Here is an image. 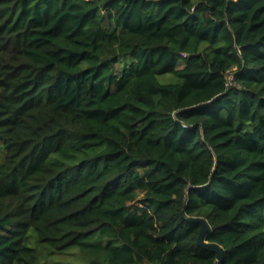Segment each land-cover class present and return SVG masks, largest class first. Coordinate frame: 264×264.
Segmentation results:
<instances>
[{"label":"trees","instance_id":"obj_1","mask_svg":"<svg viewBox=\"0 0 264 264\" xmlns=\"http://www.w3.org/2000/svg\"><path fill=\"white\" fill-rule=\"evenodd\" d=\"M31 229L91 264H264V0H0V264H40Z\"/></svg>","mask_w":264,"mask_h":264},{"label":"rangeland","instance_id":"obj_2","mask_svg":"<svg viewBox=\"0 0 264 264\" xmlns=\"http://www.w3.org/2000/svg\"><path fill=\"white\" fill-rule=\"evenodd\" d=\"M159 79L164 82L174 80L170 74L159 75ZM28 234L29 239L27 243L37 249L40 264H91L90 259L95 257L94 253L90 251L83 252L78 246H72L61 253H51L44 243L37 240L36 234L32 229L29 230ZM97 258L101 260L106 259L104 254H99Z\"/></svg>","mask_w":264,"mask_h":264},{"label":"water","instance_id":"obj_3","mask_svg":"<svg viewBox=\"0 0 264 264\" xmlns=\"http://www.w3.org/2000/svg\"><path fill=\"white\" fill-rule=\"evenodd\" d=\"M181 215H184V212L181 211ZM185 219L189 222H196L200 224V229L197 234L196 242L202 248L214 251L216 253V263L221 262L223 258V248L220 244L216 242H209L205 240V234L209 229L210 225L205 217L201 216H187Z\"/></svg>","mask_w":264,"mask_h":264},{"label":"built area","instance_id":"obj_4","mask_svg":"<svg viewBox=\"0 0 264 264\" xmlns=\"http://www.w3.org/2000/svg\"><path fill=\"white\" fill-rule=\"evenodd\" d=\"M183 55H185V54L183 53ZM231 79H232L231 72L228 71V75H227V80H228V82H231Z\"/></svg>","mask_w":264,"mask_h":264}]
</instances>
